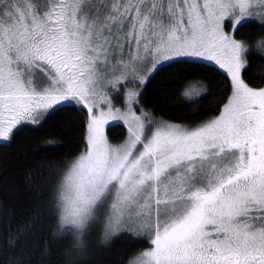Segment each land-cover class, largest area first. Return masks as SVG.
I'll return each instance as SVG.
<instances>
[{"label":"snow or ice","instance_id":"snow-or-ice-1","mask_svg":"<svg viewBox=\"0 0 264 264\" xmlns=\"http://www.w3.org/2000/svg\"><path fill=\"white\" fill-rule=\"evenodd\" d=\"M249 24L264 37V0H0V142L63 108L87 111L83 150L26 172L33 214L4 237L0 264H33L28 241L44 223L75 245L72 264L95 234L102 246L145 240L127 264H264V87L245 79L264 39H236ZM185 63L218 67L230 94L207 120L170 123L141 97ZM199 87L181 101L212 96ZM121 121L127 136L113 144L105 127Z\"/></svg>","mask_w":264,"mask_h":264},{"label":"trees","instance_id":"trees-1","mask_svg":"<svg viewBox=\"0 0 264 264\" xmlns=\"http://www.w3.org/2000/svg\"><path fill=\"white\" fill-rule=\"evenodd\" d=\"M256 27L255 24L246 25L237 33L236 39L244 41L246 46L258 44L264 37L254 31ZM250 63L246 82L253 87H264V82H261L264 79V62L253 58ZM199 85L207 86L212 96L196 105L183 103L182 94L203 92ZM229 94V79L216 66L208 63L173 64L156 73L144 85L141 104L168 122L199 123L218 114ZM213 107L217 112L212 111ZM86 119L85 109L63 108L53 113L40 127H24L10 144L0 142V249H5L4 237L8 232H14L17 225L33 214L34 192L25 186L26 172L38 175L41 169L47 172L49 165L62 164L78 155L84 146ZM125 134L122 124L107 127V136L113 144L121 142ZM50 141L58 143L49 144ZM60 231L48 223L37 225L28 241L33 264H39L42 256L43 264H72L75 245L52 239L53 233L59 235ZM89 243L88 255L82 264H127L128 259L149 247L145 240L138 238L133 241L127 236L112 238L102 246L99 234H95ZM45 245L49 247L47 254L42 252ZM10 254L6 249L2 252L5 259Z\"/></svg>","mask_w":264,"mask_h":264},{"label":"rangeland","instance_id":"rangeland-1","mask_svg":"<svg viewBox=\"0 0 264 264\" xmlns=\"http://www.w3.org/2000/svg\"><path fill=\"white\" fill-rule=\"evenodd\" d=\"M229 26H230L229 29H227V27H226L225 31L230 33V32H231V25H229ZM211 65H213V64H211ZM213 66H214V65H213ZM217 68H218V67H217ZM127 87H133V85H128ZM121 91H122V92L127 91V88L121 89ZM109 95L111 96L112 93H109ZM113 102L116 104V107H122V104L119 103L118 101L114 100ZM85 110H86V109H85ZM137 114H139V111H138V110H137ZM170 123H173V122H170ZM112 124H116V122H110L109 125H112ZM119 124H122V125L125 127L126 134H125V137L123 138V140H122L121 142L114 143V144L122 143V142L125 140L126 136H127V125H124L122 121L119 122ZM177 124H178V123H177ZM109 125H107V126L105 127V132H106V134H107V127H108ZM85 135H86V134H85ZM146 249H147V248H146ZM146 249H144V250H146ZM142 251H143V250H142ZM140 252H141V251H140ZM138 253H139V252H138ZM138 253H137V254H138ZM137 254H136V255H137ZM134 256H135V255H134Z\"/></svg>","mask_w":264,"mask_h":264}]
</instances>
